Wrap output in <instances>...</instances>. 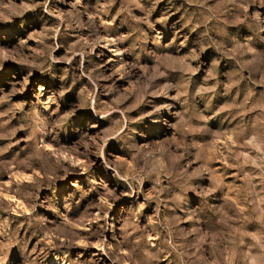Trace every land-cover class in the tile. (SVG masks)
Returning <instances> with one entry per match:
<instances>
[{"label":"rangeland","instance_id":"374dc122","mask_svg":"<svg viewBox=\"0 0 264 264\" xmlns=\"http://www.w3.org/2000/svg\"><path fill=\"white\" fill-rule=\"evenodd\" d=\"M0 264H264V0H0Z\"/></svg>","mask_w":264,"mask_h":264}]
</instances>
